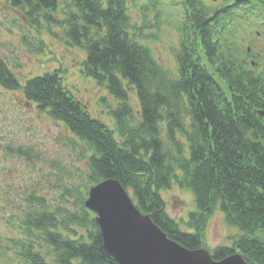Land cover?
<instances>
[{
    "label": "trees",
    "instance_id": "16d2710c",
    "mask_svg": "<svg viewBox=\"0 0 264 264\" xmlns=\"http://www.w3.org/2000/svg\"><path fill=\"white\" fill-rule=\"evenodd\" d=\"M10 2L35 27L45 24L53 36L60 30L65 45L81 49L83 74L117 105L109 126L89 115L58 70L21 83L0 57V87L20 89L24 103L63 123L82 143L85 164V170L74 165L77 175L68 169L69 184L50 198L26 190L14 216L8 200H0V215L14 232L0 238V256L17 264H118L104 250L95 213L84 204L90 186L112 178L180 245L207 248V221L220 211L240 233L230 237L231 245H217L212 258L239 252L247 264H264V81L243 60L247 48L233 32L208 27L209 21L228 24L227 18L210 19L195 0H185L171 71L143 42L125 0ZM173 184L193 195L185 221L192 232L166 212L160 191Z\"/></svg>",
    "mask_w": 264,
    "mask_h": 264
},
{
    "label": "rangeland",
    "instance_id": "374dc122",
    "mask_svg": "<svg viewBox=\"0 0 264 264\" xmlns=\"http://www.w3.org/2000/svg\"><path fill=\"white\" fill-rule=\"evenodd\" d=\"M177 1L153 4L150 0H125L131 22L144 34L143 42L171 71L176 67L173 50L178 47V27L183 16ZM54 31L57 36L48 34L45 24L35 27L24 14L12 9L10 0H0V57L21 83L45 71L58 70L63 85L83 103L89 115L112 126L110 114L117 100L83 74L84 52L69 48L62 42L61 31ZM23 100L20 89L0 87V200H8L13 216L22 207L26 190L36 188L50 198L60 186L69 184L65 176L68 169L74 175L78 174L74 165L85 170L82 143L63 123ZM128 100L133 111H138L134 91L130 90ZM164 126L165 123L161 125ZM160 193L168 215L176 219L182 230L192 232L185 224L188 212L194 208L191 191L173 184ZM129 195L132 196L130 191ZM5 217L4 213L0 215V238L14 234L5 225ZM238 233V228L226 224L221 212L215 211L207 221V249L212 252L217 245H231L230 237ZM6 257L0 256V264H17Z\"/></svg>",
    "mask_w": 264,
    "mask_h": 264
},
{
    "label": "water",
    "instance_id": "95a60500",
    "mask_svg": "<svg viewBox=\"0 0 264 264\" xmlns=\"http://www.w3.org/2000/svg\"><path fill=\"white\" fill-rule=\"evenodd\" d=\"M84 204L96 214L103 248L118 264H247L238 252L215 260L205 248L188 249L172 240L116 179L91 186Z\"/></svg>",
    "mask_w": 264,
    "mask_h": 264
},
{
    "label": "flooded vegetation",
    "instance_id": "af4514ba",
    "mask_svg": "<svg viewBox=\"0 0 264 264\" xmlns=\"http://www.w3.org/2000/svg\"><path fill=\"white\" fill-rule=\"evenodd\" d=\"M200 10L208 16L215 17L226 16L230 13H236L240 11L242 16L245 13L251 15V17L245 21L244 24H223L216 25L213 23L208 24L210 28H223L227 31L237 32H254L256 39H252L255 43L256 49L253 51L247 50L248 56L244 58V61H253V66L256 67L257 78L264 81V0H245L237 2L235 0H199ZM223 6V7H222ZM220 7L224 8L220 11ZM210 17V18H212ZM241 21H244V17H241ZM259 110H262L261 108Z\"/></svg>",
    "mask_w": 264,
    "mask_h": 264
}]
</instances>
